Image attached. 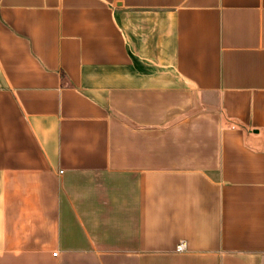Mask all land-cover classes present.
<instances>
[{
  "label": "crops",
  "instance_id": "crops-1",
  "mask_svg": "<svg viewBox=\"0 0 264 264\" xmlns=\"http://www.w3.org/2000/svg\"><path fill=\"white\" fill-rule=\"evenodd\" d=\"M0 264H264V0H0Z\"/></svg>",
  "mask_w": 264,
  "mask_h": 264
},
{
  "label": "rangeland",
  "instance_id": "rangeland-1",
  "mask_svg": "<svg viewBox=\"0 0 264 264\" xmlns=\"http://www.w3.org/2000/svg\"><path fill=\"white\" fill-rule=\"evenodd\" d=\"M199 123L200 124H205V121H199ZM200 130H199V149H201V145L202 144H205V141H206V139H205V137H203V136H201V134H200Z\"/></svg>",
  "mask_w": 264,
  "mask_h": 264
},
{
  "label": "built area",
  "instance_id": "built-area-1",
  "mask_svg": "<svg viewBox=\"0 0 264 264\" xmlns=\"http://www.w3.org/2000/svg\"><path fill=\"white\" fill-rule=\"evenodd\" d=\"M186 249V243L185 242H181L178 247H177V250L178 251H183ZM54 255H57V252H54Z\"/></svg>",
  "mask_w": 264,
  "mask_h": 264
}]
</instances>
